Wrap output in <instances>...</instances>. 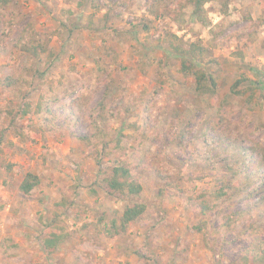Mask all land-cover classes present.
I'll list each match as a JSON object with an SVG mask.
<instances>
[{
  "label": "rangeland",
  "instance_id": "374dc122",
  "mask_svg": "<svg viewBox=\"0 0 264 264\" xmlns=\"http://www.w3.org/2000/svg\"><path fill=\"white\" fill-rule=\"evenodd\" d=\"M184 1L0 3V264H264V0H210L205 23ZM169 33L208 47L214 94ZM118 162L140 195L109 192ZM28 172L41 183L26 194Z\"/></svg>",
  "mask_w": 264,
  "mask_h": 264
},
{
  "label": "trees",
  "instance_id": "16d2710c",
  "mask_svg": "<svg viewBox=\"0 0 264 264\" xmlns=\"http://www.w3.org/2000/svg\"><path fill=\"white\" fill-rule=\"evenodd\" d=\"M10 0H0V3H8ZM210 0H185L184 3H180L181 7L188 5L193 6L194 15L199 19L201 23H205L207 19V10L205 4ZM147 27V25H144ZM169 37V38H168ZM166 37L168 50L175 54L179 58L181 71L187 75H191L195 79L196 91L201 95H212L218 88V83L215 77L208 73L201 65L200 59L209 54L208 47L204 46L200 41H184L182 37L175 33H169ZM24 50L33 55L40 56L43 53L48 52V47L41 41H31L25 43ZM241 79L236 81L241 82ZM21 82L19 76H9L3 81V85L6 87H12ZM28 105V104H27ZM27 113L28 110H25ZM243 147L239 148L238 154L242 156ZM244 161V160H243ZM244 163V162H243ZM12 165H7V168H11ZM264 167H259L258 173L264 178ZM243 170V169H242ZM244 171V170H243ZM240 172V171H236ZM41 183L39 175L28 172L20 183V189L24 193H30ZM105 183L109 192L119 195H135L138 196L143 191V184L135 177L133 171L128 163L118 162L112 166L111 171L105 178ZM228 186H222L218 192V196L226 194ZM147 206L145 203H135L133 205H127L120 218V231H125L128 226L138 220L146 211ZM57 221H53L50 225V237L47 239L46 248L54 249L55 246L61 241V237L56 233ZM254 256L258 257V260L264 259V253H254Z\"/></svg>",
  "mask_w": 264,
  "mask_h": 264
}]
</instances>
